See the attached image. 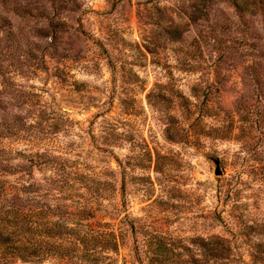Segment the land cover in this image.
<instances>
[{
  "label": "rangeland",
  "instance_id": "374dc122",
  "mask_svg": "<svg viewBox=\"0 0 264 264\" xmlns=\"http://www.w3.org/2000/svg\"><path fill=\"white\" fill-rule=\"evenodd\" d=\"M249 6L0 0V140L36 185L24 202L115 230L118 264H264V0Z\"/></svg>",
  "mask_w": 264,
  "mask_h": 264
},
{
  "label": "trees",
  "instance_id": "16d2710c",
  "mask_svg": "<svg viewBox=\"0 0 264 264\" xmlns=\"http://www.w3.org/2000/svg\"><path fill=\"white\" fill-rule=\"evenodd\" d=\"M250 1L240 4L236 0L241 14L249 11ZM13 159L0 140V264H118L110 253L118 254L120 234L97 225L88 231L79 230L62 224L63 215L49 205H28L31 201L24 202L22 193H33L36 185L21 181L23 167L14 165ZM30 163L46 166L50 159L36 155ZM8 175L16 176L15 180L8 181ZM56 215L62 218L55 219Z\"/></svg>",
  "mask_w": 264,
  "mask_h": 264
},
{
  "label": "water",
  "instance_id": "95a60500",
  "mask_svg": "<svg viewBox=\"0 0 264 264\" xmlns=\"http://www.w3.org/2000/svg\"><path fill=\"white\" fill-rule=\"evenodd\" d=\"M216 174H217V175L222 174V171L220 170V168H217V170H216Z\"/></svg>",
  "mask_w": 264,
  "mask_h": 264
}]
</instances>
